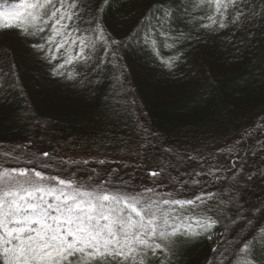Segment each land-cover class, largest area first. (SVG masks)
<instances>
[{
    "label": "trees",
    "instance_id": "obj_1",
    "mask_svg": "<svg viewBox=\"0 0 264 264\" xmlns=\"http://www.w3.org/2000/svg\"><path fill=\"white\" fill-rule=\"evenodd\" d=\"M21 2L0 0L8 7ZM193 3L93 0L89 15L102 7L103 27L123 46L114 61L112 49L105 53L98 45L88 65L67 66L74 69L73 79L52 75L64 49L49 63L32 48V43L44 42L39 37L26 40L15 28L0 29V152L47 151L54 160L68 162L64 175L71 171L83 177L95 169L139 190L152 185L149 170L163 167L165 184L157 191L197 179L215 194L210 203L228 209L225 217L235 218V223L225 218L217 225L214 246L206 238L183 245L174 264L218 262L212 249L225 226L228 247L254 228H264V21L257 15L247 28L213 32L199 26L208 21L200 19L204 10ZM161 7L173 8L170 25L157 22ZM251 7L259 13L264 0H255ZM146 34L156 40L155 51L150 42L144 43ZM77 50L78 45L73 54ZM120 65L126 66V79L118 81ZM129 142L138 146L131 169L109 161L125 154ZM86 149L101 158L67 160L60 155V150ZM209 170L213 175L206 174ZM184 195H193L190 184ZM254 262L264 264L260 246Z\"/></svg>",
    "mask_w": 264,
    "mask_h": 264
},
{
    "label": "snow or ice",
    "instance_id": "obj_2",
    "mask_svg": "<svg viewBox=\"0 0 264 264\" xmlns=\"http://www.w3.org/2000/svg\"><path fill=\"white\" fill-rule=\"evenodd\" d=\"M92 2L22 0L11 7L0 4V29L15 28L26 40L39 37L44 42L32 43V48L49 63L64 49L62 62L52 65V75L73 79L74 69L67 66L88 65L98 45L105 53L112 49L114 61L123 46L103 27L102 7L89 15ZM254 2L194 0L193 7L204 10L200 19L208 21L199 26L216 32L247 28L257 15L264 21V10L257 13L251 7ZM157 11L162 26L175 19L173 8ZM76 22L86 27L80 28ZM160 35L167 33L161 31ZM149 42L155 51L156 40L146 34L144 43ZM166 63L172 67L171 62ZM125 68L120 65L118 81L126 79ZM67 169V161L54 160L47 151L36 154L13 148L0 152V264H174L183 245L200 238L211 240L222 219L235 223L234 217H225L228 209L210 203L215 194L205 191L197 179L185 181L183 186L173 183L166 192L157 191L165 184L163 167L148 171L153 183L142 190L129 188L122 179L100 176L95 169L83 177L71 171L64 175ZM206 174L213 175L211 170ZM93 175L97 179L93 180ZM260 175L264 177V173ZM168 180L175 178L168 176ZM189 184L191 197L184 195ZM260 215L264 217V209ZM227 232L225 226L219 233L221 240L212 249L219 261L213 259L211 264H255L256 247L264 249V228H254L232 247L226 245Z\"/></svg>",
    "mask_w": 264,
    "mask_h": 264
},
{
    "label": "rangeland",
    "instance_id": "obj_3",
    "mask_svg": "<svg viewBox=\"0 0 264 264\" xmlns=\"http://www.w3.org/2000/svg\"><path fill=\"white\" fill-rule=\"evenodd\" d=\"M234 142V136H232L229 139V144L228 146H231V144ZM137 144L130 145V142L128 143V150L125 154H115L111 158L112 162H115L117 165H121L123 167H128V169H131L129 164H133L135 161V155H136V150H137ZM60 155L67 160H77V159H82V160H97L98 158H101L98 153L93 152L91 150H75V151H63L60 150ZM218 239V235H214L210 241L211 244H215V242Z\"/></svg>",
    "mask_w": 264,
    "mask_h": 264
}]
</instances>
